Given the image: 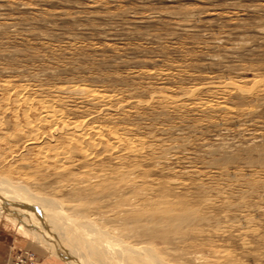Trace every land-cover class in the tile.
Here are the masks:
<instances>
[{
	"label": "rangeland",
	"instance_id": "rangeland-1",
	"mask_svg": "<svg viewBox=\"0 0 264 264\" xmlns=\"http://www.w3.org/2000/svg\"><path fill=\"white\" fill-rule=\"evenodd\" d=\"M68 86L111 101L103 108L64 94ZM23 87L36 99L62 100L72 120L145 138V154L126 165H141L139 177L157 188L159 203L176 197V205L197 210L176 233H189L182 248L213 243L229 253L222 264H264V0H0V103ZM19 151L0 172H30ZM65 192L64 199L85 202ZM88 219L99 228L119 224ZM12 233L24 244L10 264L20 254L31 264L32 250L55 259L0 219V240ZM170 236L163 247H171ZM169 255L161 258L173 264Z\"/></svg>",
	"mask_w": 264,
	"mask_h": 264
},
{
	"label": "bare ground",
	"instance_id": "bare-ground-1",
	"mask_svg": "<svg viewBox=\"0 0 264 264\" xmlns=\"http://www.w3.org/2000/svg\"><path fill=\"white\" fill-rule=\"evenodd\" d=\"M62 92L94 104L103 103V108L111 99L78 86L64 87ZM61 101L36 99L23 87L9 91L0 103V169L18 157L19 150H22L20 165L30 169L24 175L12 172L14 169H10L11 173L4 169L5 172H0V219L25 230L32 241L65 264H172L161 258L168 253L176 260H172L173 264H222L230 258L226 250L215 249L213 243L206 250H197L193 248L196 242L188 239L196 251L179 245L184 236L189 238V233H176L198 213L191 206L173 203L176 197L172 202L167 199L168 202L159 203L152 197L153 187L149 188L153 183L139 177L141 165H126L145 154L149 147L145 138L94 124L92 118V122L72 120L65 115ZM106 157L115 160L116 165H105L102 160ZM48 183L55 186L47 192L43 187ZM171 183L176 187L182 182ZM162 185L161 182L159 186ZM63 191L85 202L66 200L60 195ZM94 202H98L99 211H91L90 204ZM92 216L102 221V225L111 223L110 220L119 224L95 227L94 222L88 221ZM172 234L175 236L169 243L171 247H163ZM178 245L180 248L176 249ZM37 258L33 252L31 264Z\"/></svg>",
	"mask_w": 264,
	"mask_h": 264
},
{
	"label": "crops",
	"instance_id": "crops-1",
	"mask_svg": "<svg viewBox=\"0 0 264 264\" xmlns=\"http://www.w3.org/2000/svg\"><path fill=\"white\" fill-rule=\"evenodd\" d=\"M12 234L9 237V241L7 240L4 242L3 240H0V264H10L13 254H15L14 253L15 249L20 248L24 244L22 239ZM26 249L29 250L28 247ZM32 252L35 253V250H32ZM36 254L38 257L37 258L38 262L40 264H63V262L59 263V261L52 259L48 255L45 256L43 253H36Z\"/></svg>",
	"mask_w": 264,
	"mask_h": 264
},
{
	"label": "built area",
	"instance_id": "built-area-1",
	"mask_svg": "<svg viewBox=\"0 0 264 264\" xmlns=\"http://www.w3.org/2000/svg\"><path fill=\"white\" fill-rule=\"evenodd\" d=\"M23 258H24V257H23V254H22V255H21V254L18 255L15 264H21V263H22V264H25V263H23V260H24ZM24 261H25V260H24ZM26 262H27V261H26Z\"/></svg>",
	"mask_w": 264,
	"mask_h": 264
}]
</instances>
